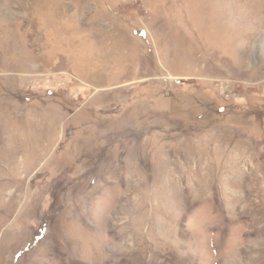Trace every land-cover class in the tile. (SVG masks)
<instances>
[{"label":"rangeland","instance_id":"374dc122","mask_svg":"<svg viewBox=\"0 0 264 264\" xmlns=\"http://www.w3.org/2000/svg\"><path fill=\"white\" fill-rule=\"evenodd\" d=\"M0 264H264V0H0Z\"/></svg>","mask_w":264,"mask_h":264},{"label":"trees","instance_id":"16d2710c","mask_svg":"<svg viewBox=\"0 0 264 264\" xmlns=\"http://www.w3.org/2000/svg\"><path fill=\"white\" fill-rule=\"evenodd\" d=\"M263 126V125H262Z\"/></svg>","mask_w":264,"mask_h":264}]
</instances>
